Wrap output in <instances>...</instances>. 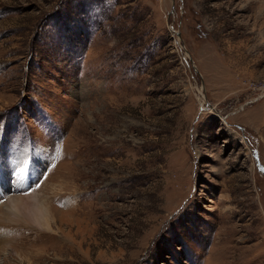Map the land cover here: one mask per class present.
<instances>
[{"label":"rangeland","instance_id":"374dc122","mask_svg":"<svg viewBox=\"0 0 264 264\" xmlns=\"http://www.w3.org/2000/svg\"><path fill=\"white\" fill-rule=\"evenodd\" d=\"M262 90L264 0H0V264H264Z\"/></svg>","mask_w":264,"mask_h":264},{"label":"bare ground","instance_id":"6f19581e","mask_svg":"<svg viewBox=\"0 0 264 264\" xmlns=\"http://www.w3.org/2000/svg\"><path fill=\"white\" fill-rule=\"evenodd\" d=\"M19 173H21V172H19ZM21 177H22V175H21ZM20 183H21V180L19 182L18 181L14 182L15 188H18ZM29 188H26V189H29ZM18 189H20V187ZM33 199H34V203L28 207V204L26 202H24V198H22V197L19 198V200L17 202L18 206H16V209H15V205H14L11 208L10 212H8V213H6L4 211V205H2L3 201H1L0 205H2V206H0V223H3V225H4L5 220H7L9 223L13 222V224L15 222H19V221L24 222L25 224L26 223L29 224V219L27 216L30 215V216H32L33 220L36 222V224H37L36 226L44 227L46 229L51 230L53 228L54 224L56 225V223H58L57 222L58 220L63 222V220H62L63 216H65L68 213L70 214L71 212L75 211V207H73L72 204H70V205L68 204V206L66 205L67 207H69L68 208L69 210L66 208L68 211H64V210L59 211L58 210L59 211V218H60V219H58L55 216V214L53 213L52 205L50 203L43 201L42 200L43 198L41 199L37 196H33ZM11 212H13V214ZM0 226H2V224H0ZM28 226H30V225H28ZM5 240L9 241V238H7ZM1 244H3V243H1Z\"/></svg>","mask_w":264,"mask_h":264},{"label":"built area","instance_id":"2783aa9c","mask_svg":"<svg viewBox=\"0 0 264 264\" xmlns=\"http://www.w3.org/2000/svg\"><path fill=\"white\" fill-rule=\"evenodd\" d=\"M264 93V90L261 91V94Z\"/></svg>","mask_w":264,"mask_h":264}]
</instances>
